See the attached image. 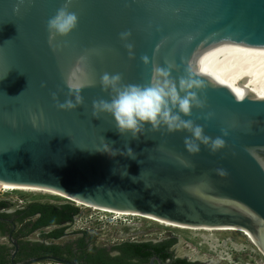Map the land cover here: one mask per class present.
<instances>
[{
	"label": "water",
	"instance_id": "95a60500",
	"mask_svg": "<svg viewBox=\"0 0 264 264\" xmlns=\"http://www.w3.org/2000/svg\"><path fill=\"white\" fill-rule=\"evenodd\" d=\"M64 2L24 0L17 12L19 0H0V183L185 226L238 228L262 250L264 97L233 92L207 72L230 50L264 49V0H73L78 27L57 37L54 50L47 24ZM123 32H131L127 41ZM85 50L89 60L80 64ZM166 61L178 66L177 84L189 65L207 70L199 92L205 106L185 119L223 138L222 148L201 143L191 153L187 130L163 127L148 126L132 140L118 133L110 114L93 117V101L112 96L99 84L104 73L148 85L153 66ZM77 69L96 85L82 90V106L60 110L52 94L64 102L66 77ZM127 146L136 159L107 154Z\"/></svg>",
	"mask_w": 264,
	"mask_h": 264
},
{
	"label": "clouds",
	"instance_id": "9594fccd",
	"mask_svg": "<svg viewBox=\"0 0 264 264\" xmlns=\"http://www.w3.org/2000/svg\"><path fill=\"white\" fill-rule=\"evenodd\" d=\"M23 3L24 0H19L15 9L17 12ZM72 4L73 0H65L56 15L48 21V42L54 50L57 37H68L78 27V15L69 10ZM130 36L131 32H123L120 34V39L127 41ZM125 46L130 50L131 55L133 45L126 43ZM157 48L159 49V45ZM89 56L90 51L85 50L79 57L78 63L86 64ZM142 59L148 63V57ZM166 63L167 67L153 66L154 78L148 85L123 84L120 74L104 73L99 79V84L104 91L110 90L112 96L110 100L93 101V117L98 120L101 114H110L115 120L118 133L121 136L130 134L132 140H139L148 126L152 131H159L163 127L168 132L187 130L191 138H185V146L191 153H198L201 143L210 146L213 152L222 148L225 145L223 138L212 139L205 134L204 127L196 124L192 119H185L192 116L194 108L202 109L205 106L199 92L204 87L205 81L202 76L207 70L202 66L189 65L177 84L176 79L173 78V69L178 66L174 61H166ZM66 84L69 92L64 102L60 101L57 93H53L52 98L58 109L71 111L84 104L82 90L95 86L96 80L81 75L77 69L67 75ZM212 116L213 113L209 112L203 118L209 120ZM35 119L33 117L34 122ZM227 134L226 130L223 131V136ZM113 152L114 154H107L113 158L114 155H121L136 159L135 152L130 146L126 147V151L114 149Z\"/></svg>",
	"mask_w": 264,
	"mask_h": 264
},
{
	"label": "flooded vegetation",
	"instance_id": "af4514ba",
	"mask_svg": "<svg viewBox=\"0 0 264 264\" xmlns=\"http://www.w3.org/2000/svg\"><path fill=\"white\" fill-rule=\"evenodd\" d=\"M0 196V264H218L179 255L171 241H121L102 244L95 234L76 228V211L44 196ZM46 200V201H45ZM146 247L138 254L137 247ZM162 245L158 256L155 247Z\"/></svg>",
	"mask_w": 264,
	"mask_h": 264
},
{
	"label": "bare ground",
	"instance_id": "6f19581e",
	"mask_svg": "<svg viewBox=\"0 0 264 264\" xmlns=\"http://www.w3.org/2000/svg\"><path fill=\"white\" fill-rule=\"evenodd\" d=\"M207 75L211 76L212 78L216 79L227 88L232 90L233 92L242 94V95H249L253 94L257 97H264V49L261 48H252V47H245V48H236L230 50L224 54H222L211 66ZM3 186L2 183H0ZM6 190L5 194L9 191H21V192H31V193H38L43 195H49L58 199H62L64 201L73 203L78 208H83L85 210H93L100 212L103 215H111L114 219L120 220L124 217H130L131 219L134 218L142 219L144 221H148L154 225L160 226L162 228L171 229L175 231H179L181 233H205V236L202 237L201 245L206 243L211 252L213 251L215 254L216 259L219 262H225L227 264H233L232 256L229 255L227 252H220L218 249L220 248L218 239L215 238L214 234L216 233H237L243 236L248 243L247 246L238 245L236 246V250L241 253L242 251L250 252L252 254H257L259 251L260 254L264 256V244L261 248L254 244V242L250 239L248 234L241 229L238 228H209V227H191L185 226L181 224H175L167 221L160 220L158 218H154L151 216H145L136 213H129V212H118L114 210H109L105 208H98L91 205H87L75 200H72L58 192L39 189V188H32V187H10V186H3ZM46 201V200H45ZM106 217V216H105ZM134 220V221H135ZM129 225V224H128ZM212 239V245L209 244L208 239ZM224 247V246H223ZM257 248V250H253V248ZM226 248V247H224ZM236 251V252H237ZM227 254V255H226Z\"/></svg>",
	"mask_w": 264,
	"mask_h": 264
},
{
	"label": "rangeland",
	"instance_id": "374dc122",
	"mask_svg": "<svg viewBox=\"0 0 264 264\" xmlns=\"http://www.w3.org/2000/svg\"><path fill=\"white\" fill-rule=\"evenodd\" d=\"M26 196H44L62 204L74 206L73 203L58 199L49 195H43L38 193L24 192L19 193L18 197ZM79 217L76 219V228L83 229L89 234H95L96 239L102 243L111 245L119 244L121 241H175L173 245L177 248L179 255H187L191 258H198L202 261H214L218 260L215 257L214 252L206 246V243L201 245L202 237L205 233H181L179 231L162 228L154 225L148 221L142 219L135 220L134 218L124 217L120 220L114 219L111 215H103L100 212L93 210H85L79 208ZM106 216V217H105ZM135 220V221H134ZM129 224V225H128ZM215 238L218 239L220 252H227L232 256L233 264H262L264 256L259 253L255 247L253 250H257V254L242 251L239 253L236 250V246L245 245V238L237 233H216ZM209 244L212 245V239H208ZM226 248H224V247ZM237 251V252H236ZM227 255V254H226ZM218 264H227L225 262H219Z\"/></svg>",
	"mask_w": 264,
	"mask_h": 264
},
{
	"label": "trees",
	"instance_id": "16d2710c",
	"mask_svg": "<svg viewBox=\"0 0 264 264\" xmlns=\"http://www.w3.org/2000/svg\"><path fill=\"white\" fill-rule=\"evenodd\" d=\"M67 209L71 210V211H76L72 206L68 205L66 206ZM174 241H171L170 243H172ZM146 245L144 246H141V247H137V250H138V254L140 255H149L148 253H145V249H146ZM155 250H156V253L158 256H167L166 254H163L162 251H163V248H162V245H158L155 247Z\"/></svg>",
	"mask_w": 264,
	"mask_h": 264
},
{
	"label": "built area",
	"instance_id": "2783aa9c",
	"mask_svg": "<svg viewBox=\"0 0 264 264\" xmlns=\"http://www.w3.org/2000/svg\"><path fill=\"white\" fill-rule=\"evenodd\" d=\"M6 190L3 188V186L0 185V196H12L13 194H16V193H24V192H21V191H9L5 194H1V193H4ZM250 264V263H249ZM262 264H264V261L262 262Z\"/></svg>",
	"mask_w": 264,
	"mask_h": 264
}]
</instances>
